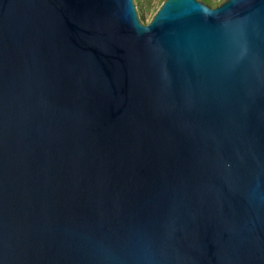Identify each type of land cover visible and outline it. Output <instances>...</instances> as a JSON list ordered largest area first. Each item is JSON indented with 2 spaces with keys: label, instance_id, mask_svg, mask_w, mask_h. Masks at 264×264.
<instances>
[{
  "label": "water",
  "instance_id": "obj_1",
  "mask_svg": "<svg viewBox=\"0 0 264 264\" xmlns=\"http://www.w3.org/2000/svg\"><path fill=\"white\" fill-rule=\"evenodd\" d=\"M0 0V264H264V0Z\"/></svg>",
  "mask_w": 264,
  "mask_h": 264
},
{
  "label": "rangeland",
  "instance_id": "obj_2",
  "mask_svg": "<svg viewBox=\"0 0 264 264\" xmlns=\"http://www.w3.org/2000/svg\"><path fill=\"white\" fill-rule=\"evenodd\" d=\"M166 0H139L137 7L143 24H150ZM211 1V0H210ZM217 7L228 0H214ZM210 3V2H209ZM209 3H207L209 5Z\"/></svg>",
  "mask_w": 264,
  "mask_h": 264
},
{
  "label": "trees",
  "instance_id": "obj_3",
  "mask_svg": "<svg viewBox=\"0 0 264 264\" xmlns=\"http://www.w3.org/2000/svg\"><path fill=\"white\" fill-rule=\"evenodd\" d=\"M200 1H203V2H205V3H209V2H211L210 0H200Z\"/></svg>",
  "mask_w": 264,
  "mask_h": 264
}]
</instances>
